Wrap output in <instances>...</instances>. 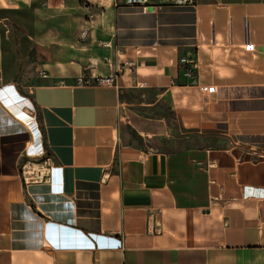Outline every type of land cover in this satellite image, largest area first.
<instances>
[{
  "label": "crops",
  "instance_id": "obj_1",
  "mask_svg": "<svg viewBox=\"0 0 264 264\" xmlns=\"http://www.w3.org/2000/svg\"><path fill=\"white\" fill-rule=\"evenodd\" d=\"M24 1L0 0V264H264V0H75L85 41L65 11L20 78L6 14ZM135 88L164 113L125 107ZM28 113L50 153L31 180Z\"/></svg>",
  "mask_w": 264,
  "mask_h": 264
},
{
  "label": "rangeland",
  "instance_id": "obj_2",
  "mask_svg": "<svg viewBox=\"0 0 264 264\" xmlns=\"http://www.w3.org/2000/svg\"><path fill=\"white\" fill-rule=\"evenodd\" d=\"M24 4V5H23ZM22 7L14 13L6 14L7 29H10V39L8 46L13 49L15 55L20 59V68L18 77L23 78L34 72V68L43 61L52 57V51L56 44L53 42L56 32L63 26L64 20L62 14L65 11L71 12L76 19L71 16L67 18L70 24L77 21V39L82 40L81 30L85 18L89 13H83L86 6L84 1L75 0H55L52 4L49 0H31L25 2ZM94 8V5H91ZM92 10V8H91ZM51 11L52 13H49ZM40 37V38H38ZM41 44H39V43ZM125 107L137 111H144L150 115L162 114L165 111V105L157 102L153 105H147L148 102H154L157 99L156 92L144 88H135L133 91H123ZM134 102V104H129ZM28 130V141L23 146V161L21 163L22 172L31 179H39L40 174L46 172L49 166L50 153L37 147V139L32 134L36 127L34 117L30 113L23 115ZM38 120V118H37Z\"/></svg>",
  "mask_w": 264,
  "mask_h": 264
},
{
  "label": "built area",
  "instance_id": "obj_3",
  "mask_svg": "<svg viewBox=\"0 0 264 264\" xmlns=\"http://www.w3.org/2000/svg\"><path fill=\"white\" fill-rule=\"evenodd\" d=\"M101 1H106V0H101ZM111 2V4L113 6H119L121 4H126V5H139L142 6L144 10H147V6L149 4V0H109ZM198 0H176L177 3L179 4H186V3H190V4H195ZM27 2H31V0H27ZM101 5V4H99ZM102 7H104V5H102ZM93 27V17L89 16L85 19L84 24L82 25V30H81V37L85 38L88 35L89 30ZM246 49L248 50H253L254 49V44L248 42L245 46ZM181 63L183 65L186 64H194L193 60L187 59V58H182L181 59ZM187 73L192 75L194 73V70L192 67H189L187 69ZM44 76H46L45 73H43ZM93 79L91 77H88L86 75L80 76L77 80L78 83L81 84H90L93 83ZM204 91L207 92H214L215 91V86H203L202 87ZM21 98L25 99V96H21ZM34 117V122L36 125V130L38 131L39 137H41V132L39 129V125H38V121H37V117L36 115L33 116ZM34 128V129H35ZM44 144V143H43ZM42 150H46V147L44 145H41Z\"/></svg>",
  "mask_w": 264,
  "mask_h": 264
},
{
  "label": "bare ground",
  "instance_id": "obj_4",
  "mask_svg": "<svg viewBox=\"0 0 264 264\" xmlns=\"http://www.w3.org/2000/svg\"><path fill=\"white\" fill-rule=\"evenodd\" d=\"M33 134L37 136V134H38V131L36 130V128H35V129H33ZM38 135H39V134H38Z\"/></svg>",
  "mask_w": 264,
  "mask_h": 264
},
{
  "label": "trees",
  "instance_id": "obj_5",
  "mask_svg": "<svg viewBox=\"0 0 264 264\" xmlns=\"http://www.w3.org/2000/svg\"><path fill=\"white\" fill-rule=\"evenodd\" d=\"M133 135H135L136 136V134H133ZM45 147H47V144L45 143Z\"/></svg>",
  "mask_w": 264,
  "mask_h": 264
}]
</instances>
